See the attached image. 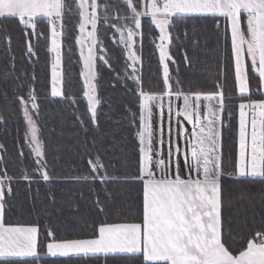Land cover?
<instances>
[{
	"label": "snow or ice",
	"instance_id": "1",
	"mask_svg": "<svg viewBox=\"0 0 264 264\" xmlns=\"http://www.w3.org/2000/svg\"><path fill=\"white\" fill-rule=\"evenodd\" d=\"M208 21L219 57L214 83L205 89L181 76L173 48L181 39L199 47ZM9 22L23 36L19 57ZM41 39L50 54V97L73 107L84 133L75 162L63 168L59 151L50 160L42 139L35 72ZM145 39L157 59L155 87L143 77ZM69 41L78 49V92L65 90ZM109 44L121 52L122 74L114 78L130 97L124 113L136 149L134 171L122 173L97 147L102 137H89L100 131L98 76L115 72ZM180 51L191 66L186 49ZM0 53V92L7 100L14 85L24 125L14 140L17 171L10 172L0 143V264H264V214L234 226L228 185H264V0H0ZM234 118L235 151L226 154L224 132ZM21 183L29 191L41 183L73 185L63 190L77 216L76 198L87 193L91 211L79 217L82 231L61 234L39 216L10 220ZM114 185L137 186L138 203L127 214L112 211ZM50 202L55 205L54 194Z\"/></svg>",
	"mask_w": 264,
	"mask_h": 264
},
{
	"label": "trees",
	"instance_id": "2",
	"mask_svg": "<svg viewBox=\"0 0 264 264\" xmlns=\"http://www.w3.org/2000/svg\"><path fill=\"white\" fill-rule=\"evenodd\" d=\"M9 23L14 37L18 38L14 41L13 50L19 57L23 52V36L18 27L11 24V22ZM206 23L207 27L201 29L206 36V41L201 39L199 47L193 49L191 40L185 42L181 39L180 43L173 48V52L180 74L185 81L190 80L193 85L208 89L214 83L216 75L214 69L219 53L211 21ZM68 47L73 49L71 53L67 51ZM180 49H186L187 55L191 60V66L186 65L183 59V52ZM38 53L39 62L35 63V72L38 79L36 87L41 105L42 139L45 140L48 146L50 160L59 151L61 156L60 168H63L67 167L69 162H75V154L79 151L77 141L83 137L84 133L76 122L73 107H70L66 102L50 97V54L46 52V42L43 39L39 41ZM109 53L116 61L114 64L115 72L105 69L98 76V87L103 98L100 111V131L99 133L90 132L89 137H102L97 147L106 150L107 157L112 164L116 165L117 172L122 173L125 170L134 171L136 149L135 141L127 128L124 113V106L129 102L130 97L125 94L120 82L114 78L116 72L122 74L123 60L120 58L121 52L119 48L109 44ZM143 55L145 84L146 86L155 87L158 83L157 59L152 54L151 45L147 39L144 41ZM69 57H71L70 60ZM3 62L4 56L0 53V64ZM18 66L21 65L18 63ZM22 67L28 72L33 70L32 64L27 62ZM79 71L78 49L73 42L69 41L65 46V90L67 92L79 91L81 86ZM227 86L231 87V80H229ZM13 87L14 85H10L7 89L9 94L7 100L4 99L3 93L0 92V116L5 118V123L0 124V143H4L7 148L6 164L10 172L17 171L20 167L14 140L17 137L18 129L21 135L24 130L19 108L12 98ZM80 111H84L83 105H80ZM235 129L236 119L234 118L231 121V129L224 132V151L226 154L234 153L235 151V141L233 139ZM25 163L27 164L28 161H25ZM57 171H59V168ZM228 185L233 197L229 215L233 219L234 226H236L238 221H243L246 217L251 218L253 214H264V185L259 182L254 184H233L230 181ZM65 188L71 189L73 185H46L41 183L32 185L30 191L26 183L17 185L18 191L15 195L17 206L12 210L8 218L13 221L27 222L39 216L41 222L51 220L58 225L59 233L61 234L72 236L81 232L82 229L78 225V220L80 216H84L91 211L89 207L91 198L88 197L87 193H85L84 199L76 198V203L79 204V216H77L75 209L69 205V193L63 190ZM136 188L137 186L135 185L111 186L110 191H112L113 195L112 211H122L127 214L130 209H134L138 203ZM244 192H247L250 198H242L241 194ZM50 194L55 195V205L50 202ZM33 207L35 211H33ZM47 213L52 215L49 216ZM39 264H44V261H40ZM48 264H53V260L49 259ZM55 264H59V262L57 261ZM111 264H131V262L116 259Z\"/></svg>",
	"mask_w": 264,
	"mask_h": 264
}]
</instances>
